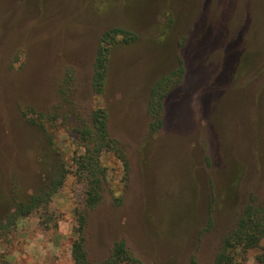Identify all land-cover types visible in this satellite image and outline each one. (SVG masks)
Segmentation results:
<instances>
[{
  "label": "rangeland",
  "instance_id": "obj_1",
  "mask_svg": "<svg viewBox=\"0 0 264 264\" xmlns=\"http://www.w3.org/2000/svg\"><path fill=\"white\" fill-rule=\"evenodd\" d=\"M113 27L137 38L113 46L105 94L96 97L92 65ZM180 66L184 78L151 137L150 89ZM68 69L77 108L88 116L107 107L130 166L127 174L117 156L102 157L107 178L89 211L91 260L124 239L146 264H211L251 195L264 199V0H0V222L76 148L62 128L52 151L25 116L27 106L57 102ZM85 191L71 169L47 206L0 238V264H73Z\"/></svg>",
  "mask_w": 264,
  "mask_h": 264
},
{
  "label": "trees",
  "instance_id": "obj_2",
  "mask_svg": "<svg viewBox=\"0 0 264 264\" xmlns=\"http://www.w3.org/2000/svg\"><path fill=\"white\" fill-rule=\"evenodd\" d=\"M136 38L134 32L122 27L110 28L101 35L92 65L91 84L96 97L105 94L113 46L118 42L132 43ZM184 75L185 69L180 66L152 85L146 100V109L151 116V137L160 134L163 127L164 100L178 87ZM75 80L74 71L68 69L58 85L56 103L47 110H37L30 106L25 108V116H29L30 123L42 132L52 151L57 148L59 138L56 134L62 128L67 136L74 139L76 148L70 160L60 163L47 184L21 198L14 211L5 221L0 222V238L11 230L19 218L47 206L72 169L82 177L86 188L83 204L75 209L74 239L71 243L73 264H146L133 254L124 239L116 240L109 255L103 260L93 261L89 256V211L102 201L103 185L107 178L102 157L107 153L117 156L124 163L127 174L130 166L119 140L109 131L107 107L99 105L88 116L77 108ZM49 154L46 153L47 156ZM250 251H256L255 264H264V199L258 200L253 194L237 217L234 227L223 237L211 264H245Z\"/></svg>",
  "mask_w": 264,
  "mask_h": 264
},
{
  "label": "crops",
  "instance_id": "obj_3",
  "mask_svg": "<svg viewBox=\"0 0 264 264\" xmlns=\"http://www.w3.org/2000/svg\"><path fill=\"white\" fill-rule=\"evenodd\" d=\"M179 68V67H178ZM185 69V68H184ZM176 70V69H175ZM171 73V72H170Z\"/></svg>",
  "mask_w": 264,
  "mask_h": 264
}]
</instances>
